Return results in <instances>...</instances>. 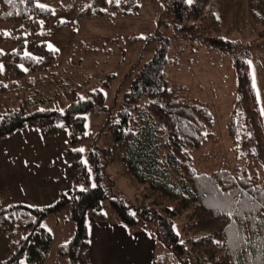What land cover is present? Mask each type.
<instances>
[{
    "label": "trees",
    "instance_id": "trees-1",
    "mask_svg": "<svg viewBox=\"0 0 264 264\" xmlns=\"http://www.w3.org/2000/svg\"><path fill=\"white\" fill-rule=\"evenodd\" d=\"M48 1L0 0V23L28 27V36L34 37L39 21L52 16L45 5ZM208 3L170 0L168 34L154 30L148 40L154 43L150 58L133 70L120 107L104 122L109 137L106 148L91 147L84 157L78 148L88 137L84 114L104 108L103 88L80 96L82 85L69 84L61 95L49 96L44 89L58 82L56 73L48 71L56 63L54 52L43 47L41 57L0 52V62L14 74L12 80H4L0 73V98L8 99L11 93L14 97L8 99L11 107L0 112V139L25 128H38L45 135L55 134L59 124L67 130V186L48 206L12 202L0 208V228L9 238L8 253L0 264H44L51 236L41 222L63 210H68L74 232L57 251L71 264H86L85 219L104 221L101 203L105 199L116 221L125 227L152 224L154 240L171 252L177 264H264V176L239 167L198 171L189 152L210 139L211 109L177 93L181 87H169L165 79L167 48L173 37L231 53L235 110L226 135L246 160L264 159L256 92L243 64L248 59L242 54L246 42L223 36L215 13L206 8ZM87 4L80 13L91 17L107 10H138L136 0H89ZM247 8L258 17L264 12V0H247ZM6 39L0 32V43ZM141 40L131 37L130 42ZM261 51L264 57V47ZM109 83L104 81L101 87ZM51 100L55 102L46 107ZM108 165L132 188L131 202L107 196L102 183ZM176 220L180 221L177 230Z\"/></svg>",
    "mask_w": 264,
    "mask_h": 264
},
{
    "label": "rangeland",
    "instance_id": "rangeland-1",
    "mask_svg": "<svg viewBox=\"0 0 264 264\" xmlns=\"http://www.w3.org/2000/svg\"><path fill=\"white\" fill-rule=\"evenodd\" d=\"M88 2L89 0L48 1L45 5L52 9V16L39 21L34 37L28 36V27L9 22L0 23V32L7 38L0 43L3 56L10 51H20L41 57L42 47L55 53L56 63L54 68L48 71L51 74L56 73L58 82H52L50 89H44L43 92H47V95H61L70 87L69 84L82 85L78 91L80 96L94 88H103L104 108L84 114V129L88 137L78 146L83 157L91 147L98 150L106 148L109 137L103 131L104 122L120 107L133 70L150 58L154 43H149V37L157 28L166 34V30H170V21L167 20L170 0H136V12L120 13L107 10L102 16L92 17L80 13ZM213 3L209 2L206 8L215 13L223 36L246 42L243 44L246 51L242 54L248 59L243 61V64L250 72L255 88L264 142V57L261 51L264 47V12L258 17H252L247 8V0H217L215 5ZM131 37L142 40L130 42ZM166 57L164 74L167 86L181 87L182 90H177V93L185 95L189 100L206 104L213 115L210 139L200 149L189 152L198 171L239 167L264 176V159L246 160L240 154L237 143L232 142L226 135L227 122L235 110V74L231 53L221 52L199 41H185L173 37L168 44ZM0 73L3 79L14 78V74L3 60L0 62ZM106 75L112 78L108 76L106 79ZM108 80V86L101 87L103 82ZM34 92L36 96V91ZM9 95L8 99L14 98L12 93ZM8 99L0 98V112L11 107ZM54 102L55 100H51L46 107ZM66 145L67 130L63 124L58 125L53 135H45L38 128H25L0 139V153L14 148L21 164L31 163L43 171V160L39 158L49 156L48 163L52 165L50 171L56 167L57 172L59 161L63 162L62 166L65 165ZM47 147L52 149L48 154L38 150L41 148L44 151ZM12 156L8 155L10 158ZM12 164H16V161H12ZM105 173L102 184L107 196L131 202L133 190L125 180L117 175L111 165L105 168ZM59 182L56 178L50 185L49 192H55ZM28 196L31 194L22 197ZM56 198L52 200L48 195H44L37 196L36 200L42 201L40 207H44L51 205ZM101 211L105 220L91 225L95 226L98 232L95 234L96 246L87 254L90 264H103V260L106 264H147L148 257L154 264H177L171 252L154 240L152 224L141 223L134 228L121 225V228H118L106 199L101 203ZM179 222L176 220L174 225L176 230ZM41 227L51 236L44 264H71L68 257H60L57 251L74 232L68 210L46 216L41 222ZM138 233L143 234L135 238ZM5 238L9 242V238ZM108 244L111 248L107 249Z\"/></svg>",
    "mask_w": 264,
    "mask_h": 264
},
{
    "label": "crops",
    "instance_id": "crops-1",
    "mask_svg": "<svg viewBox=\"0 0 264 264\" xmlns=\"http://www.w3.org/2000/svg\"><path fill=\"white\" fill-rule=\"evenodd\" d=\"M209 2H214L213 4L215 5L217 0H209ZM44 149H45L44 151H42L41 148H39L38 150L40 153L43 154H48L52 150V149L50 150L49 147ZM60 154L61 152H59L58 155L59 160H60ZM8 155H13V156L12 158H10L8 157ZM39 160H43V166L45 171L40 170L36 166L31 165V163L21 164L17 156V152L14 148H10L4 153H0V208L12 202L40 207L43 204V202L40 200L37 201L36 200L37 196L43 197L44 195H48L53 200L58 196L60 192L65 190L67 183L64 176V166H62L63 162L61 163L59 161L58 171L56 172V167H54L50 171L52 165L51 163H48V161H50L49 156L40 157ZM12 161H16V164H12ZM24 170H28V171H24ZM56 178H58V180L60 181L59 186L56 188L55 192H49L50 185L53 183V181ZM25 194H31V196H28L27 198H23L22 196ZM95 222L100 223L102 221L93 220L91 217H87L85 219L87 247L84 251V257L86 264H90L87 258L88 252L91 251L92 247L96 246L95 234L98 232V229H96L95 226H91V225L99 224ZM119 223L120 222L116 221L115 224L117 225L118 228H121V225L123 224L121 223L119 224ZM141 234L143 233H138L137 236H135V238H138V235L140 236ZM5 237L6 235L4 231L0 228V262L6 257L8 253V247H6L8 240H6ZM61 246L62 245H60L59 247ZM103 246L105 247V245ZM106 248L107 249L111 248L110 244H108ZM58 255L62 257V255H60L59 253ZM146 261L147 264H154V262L151 260V258L149 259V257L146 259ZM132 262L134 261L132 260ZM102 263L106 264V261L103 260ZM140 264L143 263L140 262Z\"/></svg>",
    "mask_w": 264,
    "mask_h": 264
},
{
    "label": "snow or ice",
    "instance_id": "snow-or-ice-1",
    "mask_svg": "<svg viewBox=\"0 0 264 264\" xmlns=\"http://www.w3.org/2000/svg\"><path fill=\"white\" fill-rule=\"evenodd\" d=\"M6 2H7V3H11L12 0H6ZM38 7H41V8H42V7H44V6H43V5H38ZM9 15H11V13H9Z\"/></svg>",
    "mask_w": 264,
    "mask_h": 264
}]
</instances>
